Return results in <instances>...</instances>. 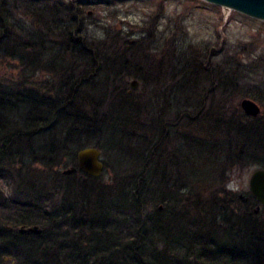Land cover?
Segmentation results:
<instances>
[{
    "label": "trees",
    "instance_id": "16d2710c",
    "mask_svg": "<svg viewBox=\"0 0 264 264\" xmlns=\"http://www.w3.org/2000/svg\"><path fill=\"white\" fill-rule=\"evenodd\" d=\"M74 5L0 0V66L13 70L0 74V264H264V208L249 191L233 208L221 196L233 169L264 167V56L167 44L150 84L148 42L90 34ZM130 76L155 88L146 100ZM177 127L179 162L162 164ZM88 146L128 163L109 182L62 174Z\"/></svg>",
    "mask_w": 264,
    "mask_h": 264
},
{
    "label": "rangeland",
    "instance_id": "374dc122",
    "mask_svg": "<svg viewBox=\"0 0 264 264\" xmlns=\"http://www.w3.org/2000/svg\"><path fill=\"white\" fill-rule=\"evenodd\" d=\"M66 1H74V16L80 25L88 26L90 34L100 37L105 32L113 33L119 30L131 40L142 38L143 46L148 42L147 46L145 45L144 47L150 52L147 58L151 61L146 62L147 64L144 63V66L146 65V69L147 66L151 67L149 72H152V75H149L150 73L147 74L150 84L151 80L155 79L153 75L156 74L158 66H160L159 63L162 58L160 51L165 49L167 44L176 46L178 50L185 51L191 48L196 56L208 53L209 48H211L214 49L217 58L220 56L219 51L226 49L230 53H239V57L242 58H239V60H242L244 65H248L247 63L253 59V56H264V21L210 4L204 0ZM245 57L248 58L245 59ZM131 65L133 66V63ZM132 66H130L131 70L133 69ZM255 69L259 70L258 75L262 73L261 68L255 67ZM255 71L254 69L250 70L249 75L256 78ZM2 73H7L8 75L13 73V70H9V67L4 64L0 66V74ZM133 79L134 77L132 76L127 79L128 85ZM146 83H138L133 90L135 96H143L146 100V93L155 89L147 86L148 83ZM240 99H238L237 103H239ZM256 102L261 105L258 101ZM161 105L159 106L161 107ZM141 110H144L142 117L146 120L150 111L149 104L147 102L146 104L142 103ZM161 115L165 116L167 114ZM170 115H172V112ZM163 119L173 121L174 118L165 116ZM185 121L183 123H186ZM191 128L194 131L196 126L193 124ZM132 129L129 131L134 133ZM183 130L184 127H177L176 132L171 133L168 139H162L160 143L162 147L159 148V151H164V154L155 155L162 164L169 162V164L171 163L174 166L179 162L177 154L173 153L175 143L173 139L178 138L181 133H187V130H184L185 132ZM141 143L143 144V141ZM122 146L126 151L127 145L125 142ZM116 147L119 148L118 145ZM100 151L103 164L108 166L100 177L103 182H109L116 177V172L112 169V165L124 167L128 163V157L121 159L116 157L113 162V153L109 149L106 152ZM255 168L257 166L246 168L243 171L233 169L228 174L223 183L225 192L221 196L228 199L231 208L237 206L239 194L247 196L249 177ZM162 171L163 169L160 168L159 172ZM158 205L160 203L155 204V206Z\"/></svg>",
    "mask_w": 264,
    "mask_h": 264
},
{
    "label": "water",
    "instance_id": "95a60500",
    "mask_svg": "<svg viewBox=\"0 0 264 264\" xmlns=\"http://www.w3.org/2000/svg\"><path fill=\"white\" fill-rule=\"evenodd\" d=\"M210 4L220 6L232 11L239 12L243 15L251 17L253 19L264 21V0H204ZM138 85V81L133 79L130 82L131 90H134ZM239 106L243 113L250 117H258L262 113L261 106L251 98H242L239 101ZM101 151L96 146L84 147L77 152V167H68L62 169V174L69 175L76 173L79 169L82 173L99 177L104 171V164L101 159ZM249 192L258 202L253 209L254 213H257L261 207L264 208V167L255 168L248 182ZM238 198L243 202L247 201V196L239 194ZM162 206H159L161 209ZM21 234L34 233L38 234L41 229L37 225L32 226H19L17 228Z\"/></svg>",
    "mask_w": 264,
    "mask_h": 264
}]
</instances>
